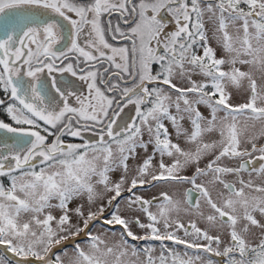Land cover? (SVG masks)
<instances>
[{"label": "snow or ice", "instance_id": "snow-or-ice-1", "mask_svg": "<svg viewBox=\"0 0 264 264\" xmlns=\"http://www.w3.org/2000/svg\"><path fill=\"white\" fill-rule=\"evenodd\" d=\"M0 113V264H264V0H0Z\"/></svg>", "mask_w": 264, "mask_h": 264}, {"label": "rangeland", "instance_id": "rangeland-1", "mask_svg": "<svg viewBox=\"0 0 264 264\" xmlns=\"http://www.w3.org/2000/svg\"><path fill=\"white\" fill-rule=\"evenodd\" d=\"M240 100H241V97L240 96H235L234 97V102H240ZM258 128H259V126H257V131H258ZM261 142H264V141H261ZM153 191V193H156V190H152ZM158 194V193H157ZM201 226H203L202 224H201ZM138 231V230H137ZM155 244H156V246H157V248H158V245H159V242H154ZM70 255H71V252L69 253ZM213 260L214 261H218L219 260V258H217V257H213Z\"/></svg>", "mask_w": 264, "mask_h": 264}, {"label": "flooded vegetation", "instance_id": "flooded-vegetation-1", "mask_svg": "<svg viewBox=\"0 0 264 264\" xmlns=\"http://www.w3.org/2000/svg\"><path fill=\"white\" fill-rule=\"evenodd\" d=\"M0 118H6V117L4 116V114L0 113ZM3 182H4L5 184H7V183H8L7 178H3Z\"/></svg>", "mask_w": 264, "mask_h": 264}]
</instances>
